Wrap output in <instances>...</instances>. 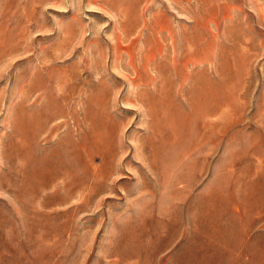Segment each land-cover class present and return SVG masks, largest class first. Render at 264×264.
Wrapping results in <instances>:
<instances>
[{
    "label": "rangeland",
    "instance_id": "obj_1",
    "mask_svg": "<svg viewBox=\"0 0 264 264\" xmlns=\"http://www.w3.org/2000/svg\"><path fill=\"white\" fill-rule=\"evenodd\" d=\"M0 264H264V0H0Z\"/></svg>",
    "mask_w": 264,
    "mask_h": 264
}]
</instances>
